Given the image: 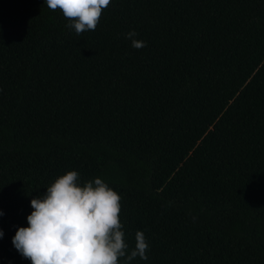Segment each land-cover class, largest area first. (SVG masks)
Here are the masks:
<instances>
[{
    "label": "trees",
    "instance_id": "obj_1",
    "mask_svg": "<svg viewBox=\"0 0 264 264\" xmlns=\"http://www.w3.org/2000/svg\"><path fill=\"white\" fill-rule=\"evenodd\" d=\"M68 23L0 0V264H32L12 238L68 171L121 195L128 254L149 244L130 264H264V0H111L95 31Z\"/></svg>",
    "mask_w": 264,
    "mask_h": 264
},
{
    "label": "clouds",
    "instance_id": "obj_2",
    "mask_svg": "<svg viewBox=\"0 0 264 264\" xmlns=\"http://www.w3.org/2000/svg\"><path fill=\"white\" fill-rule=\"evenodd\" d=\"M59 9L77 35L95 31L111 0H44ZM133 30L126 34L132 47H146ZM121 195L101 178L81 183L77 171H68L31 200L28 227H19L12 244L32 264H130L139 256L147 260L149 244L142 231L135 234V247L128 254L120 221ZM3 212L0 211V216ZM4 235L0 229V238Z\"/></svg>",
    "mask_w": 264,
    "mask_h": 264
}]
</instances>
